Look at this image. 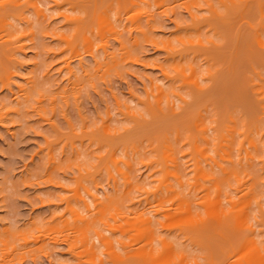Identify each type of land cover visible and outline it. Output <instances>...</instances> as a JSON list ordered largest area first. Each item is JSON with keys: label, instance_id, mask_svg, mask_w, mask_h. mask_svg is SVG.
Wrapping results in <instances>:
<instances>
[{"label": "rangeland", "instance_id": "obj_1", "mask_svg": "<svg viewBox=\"0 0 264 264\" xmlns=\"http://www.w3.org/2000/svg\"><path fill=\"white\" fill-rule=\"evenodd\" d=\"M251 3L241 5L244 11L262 5ZM238 4L0 0V264H172L175 205L163 183L172 180L176 156L192 167L185 136L200 129V117L209 134L225 114L236 117L240 126L231 129L239 138L225 130L234 141L245 136V117L249 130H257L249 151L259 195L250 225L256 234L264 230L256 205L264 208V127L250 125V118L264 124V49L249 41L263 23L249 14L255 8L241 14ZM235 146L231 155L244 159L247 142L240 154ZM231 177L235 183L226 189L236 203L235 187L245 190L244 180L237 185ZM196 192L200 208L202 191ZM144 209L154 220V240L146 246L138 221ZM214 223L198 231L217 238ZM230 224L240 226L235 219ZM186 249L187 259L206 256L201 245ZM236 257L229 252L218 263Z\"/></svg>", "mask_w": 264, "mask_h": 264}, {"label": "bare ground", "instance_id": "obj_2", "mask_svg": "<svg viewBox=\"0 0 264 264\" xmlns=\"http://www.w3.org/2000/svg\"><path fill=\"white\" fill-rule=\"evenodd\" d=\"M240 1L242 4L240 3ZM258 1L253 0L252 1L253 4L251 2L250 3L254 6H255V4H254L255 2L256 3H262V2H258ZM247 2H248V5L250 6L249 0H247V1L238 0V3H239L238 6L240 7L241 5H243V7H245L247 5ZM263 3H264V0H263ZM263 3H262V5L259 4V5H261L260 8H258V5H256V8L251 5L253 8H255L254 10L251 7L252 8V9L250 8L251 10L246 8L247 10L244 11V8L241 6L242 9L239 10V13L244 11L247 14V13H249V11L250 12L252 10L256 11L257 13L255 12L256 13L255 16L252 15L253 12L249 13V14H251V16L255 19H256V17L257 18L261 17L260 19L259 18L257 19V23L261 22V24L255 23L256 22L255 19H254L255 20L254 23L258 26L262 25V23H263V26H260V27H263V29H264V20H263L264 17H262L263 15L260 14V11L264 10V9H261V7L264 8ZM239 7H238V9H239ZM261 12H263V11H261ZM259 20H261V21L258 22ZM254 25L252 26V30L257 33L256 30H259L258 26L256 27V25H255L256 29H254L255 28ZM263 29H262L263 32L260 31L257 34H252L255 32L251 31L252 36L253 35H257V36H254L253 38H250V39L247 38V39H249L250 44L254 43L253 45L257 48V51H259L260 49H261L260 51H263L262 49H264V42H263L264 41V30ZM262 33H263V36H262ZM251 39H254V40H251ZM183 102H184V99H183ZM263 105H264V103H263ZM173 106L174 105L172 104V106H170L169 109L173 110V108H174ZM173 112H174V110H173ZM225 116H226L228 121L222 120L223 118L226 119L225 117H221L219 119V121L217 120L216 126L213 128V132L211 134L208 133V130L205 127V121L203 119H201L202 117L197 119V121H199L198 125L196 124V122L193 121L194 122L193 125H197V127L198 128L200 127V129H197V131H195V132H189L188 134H186L185 137L188 141V144H190L189 146L192 147L191 151L194 150V152L197 153V154L195 153L196 155H198V153H199L200 158L204 155L203 158H201L203 161L199 158L201 160L200 161L198 159V157L193 152L192 153V160H194V161L193 162L190 161V162H192L191 164L189 163L190 166H192V167H189V165L187 166L185 163L188 171L192 169L191 170L192 172H190L191 174L189 172L186 174V172L183 171V170L187 171V169L184 168L185 167L183 164L184 162L181 163L179 160L180 157L178 158V156H176V158L173 157L175 159H174V161H172V169L170 172L172 174V171H175L172 175H170L173 178L171 177L172 180H169V178H166L164 180L165 182L163 184L165 186V190L167 192V189H168L170 192V194H169V192H168V194H169V199H171V201H172L171 206L175 205L174 209H172V210L170 209V211H172L170 213V218L172 217L171 223L173 222V224H174L176 222L175 223L176 225L175 224L174 225L171 224V225L174 226V229L178 231V232L174 231L173 234L174 233L175 234L174 235L171 234V236L169 237L170 246L172 247V251H173V254L171 256V258L173 259L172 264H219L218 261L221 259V257L223 255H225L226 253H229V252L235 253L237 257H236L235 261H233L232 263H228V264H244V262H245V264H264V239L261 241L259 239V235L262 234L264 232V230L259 229L258 234H256L254 228L250 225V223H251L250 220L252 218H254L252 216L253 214L251 212L253 210L252 205H253V202H257L256 199L259 195L258 188L256 187L257 183L254 180V178H255L254 174H256L255 170L257 168H256V164H254L253 160H251L252 154L249 151L256 146V142H255L256 139H255V136H253L254 135L253 133L256 132L257 130L254 128H251L252 131L254 129V132L249 130L250 126L248 127V125H246L247 121H249V119H247V117H245V119L247 121H246V123H242V126H241L242 130L239 127V129L242 131V133H244L243 131H245V136L243 135L244 141H242L243 136H240V138H241L240 142H239V139H237L238 141H236V139L234 141L232 135L235 134L236 136H238L239 134H237V133H239V132H238L237 128H236L237 132L234 131L235 129L234 130L231 129V128H233L232 125L236 124V126H238V125L240 126V124L237 125V123H233L234 122L233 120L236 119V117L235 118L232 117L233 115L232 116L229 115V117L232 118L233 120H229L228 114L227 115L225 114ZM241 120H244V119H241ZM241 120L239 119L240 122H238V123H241L242 122ZM252 120H253V122H250L251 127L252 126H254V127L256 126L255 128H257V127L262 128V126L264 127V124L261 125L260 124L261 122L259 123L258 121H256V123L258 122L260 125L258 123L255 125L254 119L250 118V121H252ZM237 121H238V119L235 122H237ZM231 123H232V125H231ZM251 123H254V124H251ZM220 124H223V125H220ZM226 124H228L229 127ZM243 124L246 126H244ZM248 124H249V122H248ZM257 125H259V126H257ZM209 127H211V126H209ZM245 127H248V128H246L247 130H245ZM226 128H228V129H226ZM230 129L232 131H234V134L232 132H230L231 131ZM225 130H230L228 132H230V134L232 133L228 137L229 140H228V138H226L228 135L225 134ZM260 130H262L264 132V129H260ZM223 131H224V134H223ZM241 131H240V133H241ZM240 135H242V134H240ZM236 136H235V138H237ZM175 137H176L175 139L178 141H180V139L182 138V137H180V134L178 131H176ZM224 138H226V139H224ZM238 138H239V136H238ZM246 142L248 144V148H247L248 150L246 148L242 147L243 149H245L244 151H246V153H245L246 157L243 159L242 155H240V157L237 158V156H236L237 153L233 152L232 147L235 146V144H236L237 146H235V147H236V150L238 152L239 148H241L238 146H242ZM178 143H176V145H178ZM233 143H234V145H233ZM238 144H240V145H238ZM207 146H210L211 149L213 147V149L215 151H213V149H212L213 153H212V151L209 152L210 149ZM245 146H246V144H245ZM223 151H224V155H222ZM229 151L233 152L232 154H236V155H233L235 157V159L233 158V156L231 155V153ZM206 152H208V153L206 154ZM239 152H240V150H239ZM200 153H202V154H200ZM210 153H212L213 155L216 154L215 157H217V158H218V156H220L221 158L219 157V159L216 160V158L213 157L212 154H211L212 156L210 157ZM220 153H221V155H220ZM193 154L195 155L196 159H195V157H193ZM224 156H225V158H224ZM208 158H210V159L212 158V159L210 160ZM205 160L209 161L208 162L209 165L202 163V162H206ZM211 161H212V163H210ZM206 166L207 167L209 166V168H207ZM259 168L264 169V164L261 165ZM188 174H190V175H188ZM242 174H246V175L249 174V175L246 177H244L245 175H243L244 178H242ZM186 175H188L189 177ZM239 175H241L240 178H238ZM185 176L187 177V180L183 181V178H185ZM190 176H191V178H190ZM231 176H234L237 181L239 180L238 182H236L237 185H238V183H240L241 180L242 181L244 180L243 181L244 183L242 184V182H241V184H239V185H242V187L244 186L243 188H245V190L247 189L246 191L244 189L242 191L241 187L240 188H239V186L235 187L236 191L240 192V195H241L239 197L240 200L236 201V203H232V201H231L232 196L228 194L230 192H229V190L226 189L228 187L230 188L232 183H235V182H230V181H233V180H230V178L233 179V177H231ZM192 179H193V181H192ZM166 180L167 181L169 180L170 183H168L169 181L166 182ZM189 180H191L192 182ZM245 181H247V182H245ZM223 182H225V183L228 182L227 183L228 186L225 183L223 186ZM166 183L171 184V185L166 186L165 185ZM229 183H230V185H229ZM244 184H246L247 186ZM196 191H198V192L202 191V193H201L202 195L198 194L199 195L198 197L200 198V196H201V198H204V199L202 201V199L200 198L198 200V203L204 204L203 209H205L206 213L201 208L203 206L202 204H201L200 208L195 207V206H197L195 204V199H194V197H196V195H197ZM194 194H196V195H194ZM222 196H225L224 198L227 199V201L230 205L232 204L231 205L232 207L230 206L231 208H229V206H228L229 204L222 202L223 200H225L224 198H222ZM256 205H257L258 211L260 213V220L257 221V224H259V225L262 224L264 226V208H261L258 203ZM205 206H207V207H205ZM170 208H173V207H170ZM178 209H182V211L178 210ZM183 209H184V211H183ZM196 209H198L199 211H197ZM177 210L179 212H182V213L178 212L179 214H177ZM202 212L205 214H203ZM139 213H140V211H139ZM201 214H203V216ZM206 214H207L208 219L205 218ZM177 215H180V217L179 216L177 217ZM137 216H138V214H137ZM209 216L213 217L212 220H211V218L209 220ZM139 217L141 218V220L139 219L138 221L142 222V224H141L142 228L140 227V229H141L140 236L142 235V238H143L142 239L143 240V242H142L143 246L151 245L152 241L154 240V237H153V235H154V228H153L154 220H153L152 216H150L145 211V209H144V211H141V213L139 214ZM232 219L237 220L238 224L240 225V226H236V228H237L236 230L235 229L232 230L233 227H231V224H230V220H232ZM210 221H213V223L215 222L214 224H216L215 226H213L211 228H215V229L219 228L216 232L217 238H214V235H212V234L205 233L207 230L198 231L200 229L206 228L208 226V224L210 223ZM206 229H209V228H206ZM182 236H183V239H182ZM166 241H168V240L166 239ZM133 243H134V241H133ZM188 244L201 245L202 248L206 249V256L200 257L198 255L191 254V256L189 255V257L187 259V252L188 251L186 249V245H188ZM216 249H217V251H216ZM147 252H151V249L148 250ZM140 254L142 257L143 252ZM188 254H189V252H188Z\"/></svg>", "mask_w": 264, "mask_h": 264}]
</instances>
